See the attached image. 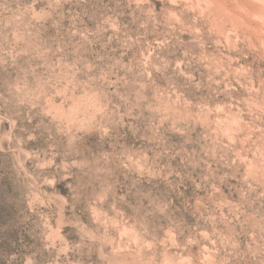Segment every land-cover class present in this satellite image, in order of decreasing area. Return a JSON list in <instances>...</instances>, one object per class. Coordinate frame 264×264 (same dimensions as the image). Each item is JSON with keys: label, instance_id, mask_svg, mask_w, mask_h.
Here are the masks:
<instances>
[{"label": "rangeland", "instance_id": "1", "mask_svg": "<svg viewBox=\"0 0 264 264\" xmlns=\"http://www.w3.org/2000/svg\"><path fill=\"white\" fill-rule=\"evenodd\" d=\"M0 264H264V0H0Z\"/></svg>", "mask_w": 264, "mask_h": 264}]
</instances>
